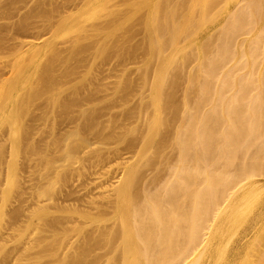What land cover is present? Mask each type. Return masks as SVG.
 Returning a JSON list of instances; mask_svg holds the SVG:
<instances>
[{
	"label": "rangeland",
	"instance_id": "rangeland-1",
	"mask_svg": "<svg viewBox=\"0 0 264 264\" xmlns=\"http://www.w3.org/2000/svg\"><path fill=\"white\" fill-rule=\"evenodd\" d=\"M142 1L0 0V264H62L83 240L74 225L86 236L115 224L114 187L141 149L150 111L155 61L150 0ZM164 153L172 160L170 147ZM154 163L143 168L145 183L158 171ZM263 216L256 233L231 235L228 259L255 262ZM225 239L213 241L201 264H214ZM98 240L88 264H120L121 250Z\"/></svg>",
	"mask_w": 264,
	"mask_h": 264
},
{
	"label": "bare ground",
	"instance_id": "bare-ground-1",
	"mask_svg": "<svg viewBox=\"0 0 264 264\" xmlns=\"http://www.w3.org/2000/svg\"><path fill=\"white\" fill-rule=\"evenodd\" d=\"M149 7L155 66L141 149L114 187L115 224L86 236L74 225L85 237L55 257L62 264H88L99 238L121 250L120 264H201L226 235L212 263L234 264L231 235L256 233L262 220L264 186L256 184L264 175V0H150ZM153 162L158 171L148 184L143 168ZM94 217L88 220L103 218ZM260 236L249 264H264Z\"/></svg>",
	"mask_w": 264,
	"mask_h": 264
}]
</instances>
